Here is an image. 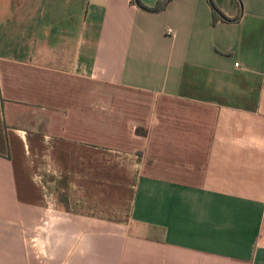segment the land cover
Here are the masks:
<instances>
[{
	"label": "crops",
	"instance_id": "1",
	"mask_svg": "<svg viewBox=\"0 0 264 264\" xmlns=\"http://www.w3.org/2000/svg\"><path fill=\"white\" fill-rule=\"evenodd\" d=\"M211 1L0 0V264H264V0Z\"/></svg>",
	"mask_w": 264,
	"mask_h": 264
},
{
	"label": "trees",
	"instance_id": "2",
	"mask_svg": "<svg viewBox=\"0 0 264 264\" xmlns=\"http://www.w3.org/2000/svg\"><path fill=\"white\" fill-rule=\"evenodd\" d=\"M167 0H162L160 2H157L153 7H145L144 5H142L138 0H132V2H134L138 7L143 8L146 11H150V12H155L157 11ZM236 2L237 5V16L240 14L241 11V3L240 0H234ZM210 8H211V21L212 23H215L217 20L220 21H232L233 19H229L227 17H225L212 3L211 0H208Z\"/></svg>",
	"mask_w": 264,
	"mask_h": 264
},
{
	"label": "rangeland",
	"instance_id": "3",
	"mask_svg": "<svg viewBox=\"0 0 264 264\" xmlns=\"http://www.w3.org/2000/svg\"><path fill=\"white\" fill-rule=\"evenodd\" d=\"M262 233H263L262 238L264 239V222H263Z\"/></svg>",
	"mask_w": 264,
	"mask_h": 264
},
{
	"label": "built area",
	"instance_id": "4",
	"mask_svg": "<svg viewBox=\"0 0 264 264\" xmlns=\"http://www.w3.org/2000/svg\"><path fill=\"white\" fill-rule=\"evenodd\" d=\"M165 32H166V34H170L171 33V31L169 29H167Z\"/></svg>",
	"mask_w": 264,
	"mask_h": 264
}]
</instances>
